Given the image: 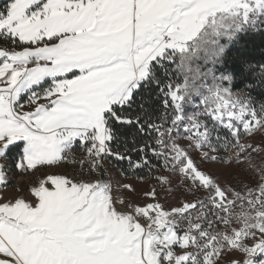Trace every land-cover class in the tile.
<instances>
[{
  "label": "snow or ice",
  "instance_id": "1",
  "mask_svg": "<svg viewBox=\"0 0 264 264\" xmlns=\"http://www.w3.org/2000/svg\"><path fill=\"white\" fill-rule=\"evenodd\" d=\"M256 33L264 0H10L0 188L13 170L34 179L0 200V264H264V171L252 164L264 144L251 143L264 140L251 94L264 65L233 56ZM77 149L87 176L62 171ZM111 158L196 199L118 198L103 178ZM232 164L254 183L238 190L206 168Z\"/></svg>",
  "mask_w": 264,
  "mask_h": 264
},
{
  "label": "rangeland",
  "instance_id": "2",
  "mask_svg": "<svg viewBox=\"0 0 264 264\" xmlns=\"http://www.w3.org/2000/svg\"><path fill=\"white\" fill-rule=\"evenodd\" d=\"M9 2L10 0H0V10L5 8L7 3ZM257 141H259V139ZM251 143L255 145V142H252V140ZM72 158L75 160V165L69 164L66 168L62 169V171L68 173H72L73 171H75L77 175H79L80 171H83L85 173V176H87V166L81 165L80 163L82 159H87L85 154L77 149L72 153ZM252 164L260 167L261 171H264V153L254 154ZM104 167L106 169V175L103 178L111 181L113 185V193L118 198L130 199L134 203L138 204H147L148 202H150L149 198L142 194L150 189H155L160 196L161 203H165L164 197L165 195H167V203H165V206L168 208L175 206L178 198L182 199L184 202H190L196 199L192 194L186 193L183 190H176L174 193H166V191H162L161 186L157 184L155 178L137 179L134 177H126L121 174L116 169V167L111 165L109 161L105 163ZM206 168L214 176L219 177L221 184L227 183L233 185L238 190H240V186L242 183H254L248 177V175H252V172L247 164H242L239 167H237L235 164H232L229 167H224L221 165H207ZM246 169H248L247 175L245 173ZM160 175H167V173L162 172L160 173ZM33 179L34 178L30 175L21 176L19 173H16L15 170H13L12 174L9 176L7 186L0 188V200L5 199L6 197H15L17 195L16 190L18 187L27 192ZM176 183L178 182L173 180V184L175 185ZM124 185H131L136 189V193H132L129 190L125 189ZM200 196L203 197V193H201ZM205 210L207 211V209ZM212 219H214V217H212ZM261 259H264V256L256 257L257 261Z\"/></svg>",
  "mask_w": 264,
  "mask_h": 264
},
{
  "label": "trees",
  "instance_id": "3",
  "mask_svg": "<svg viewBox=\"0 0 264 264\" xmlns=\"http://www.w3.org/2000/svg\"><path fill=\"white\" fill-rule=\"evenodd\" d=\"M243 54L249 61L256 65H264V33L249 34L245 37L240 48L233 51V56ZM230 67H233L231 64ZM251 79V77H249ZM239 82V78L237 80ZM257 100H264V90L256 88L252 90L251 93ZM259 139V141H257ZM252 142H255V145H261L264 143V140L261 139L260 134H256L254 138L251 139ZM110 164L116 167V169L126 177H143V179H152L154 176H151L147 171H139L135 174L132 173V170L127 167L126 163L117 161L115 158L109 160Z\"/></svg>",
  "mask_w": 264,
  "mask_h": 264
}]
</instances>
